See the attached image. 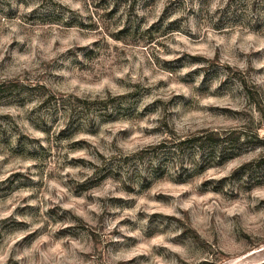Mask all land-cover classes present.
I'll list each match as a JSON object with an SVG mask.
<instances>
[{"label":"rangeland","instance_id":"obj_1","mask_svg":"<svg viewBox=\"0 0 264 264\" xmlns=\"http://www.w3.org/2000/svg\"><path fill=\"white\" fill-rule=\"evenodd\" d=\"M263 260L264 0H0V264Z\"/></svg>","mask_w":264,"mask_h":264},{"label":"trees","instance_id":"obj_2","mask_svg":"<svg viewBox=\"0 0 264 264\" xmlns=\"http://www.w3.org/2000/svg\"><path fill=\"white\" fill-rule=\"evenodd\" d=\"M76 100L77 101H79L80 102V108H88L89 106H90V103L92 104H95V106H99L100 107V105L103 103V104H105V102L103 101V99H99L98 97H96L95 99H93V101L92 102H89V101H86V99H81V98H76ZM102 107H103V109H104V105H102ZM197 138H198V136H196L195 138H192V139H186V140H178V141H176V142H174V143H172L175 147H174V149L176 148H178L179 147V145H182V144H184V142H187L188 140H197ZM258 264H264V260L262 261V262H260V263H258Z\"/></svg>","mask_w":264,"mask_h":264}]
</instances>
